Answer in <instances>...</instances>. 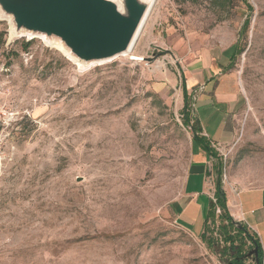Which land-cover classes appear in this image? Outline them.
Masks as SVG:
<instances>
[{
	"label": "rangeland",
	"instance_id": "374dc122",
	"mask_svg": "<svg viewBox=\"0 0 264 264\" xmlns=\"http://www.w3.org/2000/svg\"><path fill=\"white\" fill-rule=\"evenodd\" d=\"M148 1L131 53L85 69L0 13V264H228L218 221L209 247L169 206L207 83L191 75L238 84L222 189L264 187V0Z\"/></svg>",
	"mask_w": 264,
	"mask_h": 264
},
{
	"label": "crops",
	"instance_id": "0c3cea01",
	"mask_svg": "<svg viewBox=\"0 0 264 264\" xmlns=\"http://www.w3.org/2000/svg\"><path fill=\"white\" fill-rule=\"evenodd\" d=\"M211 76L191 75L190 89L206 81L197 103L201 112L196 113L201 135L217 152L218 147L233 142L237 134V115L240 107L238 84L233 74L217 81ZM217 82V84H215ZM196 107V106H195ZM195 145V144H194ZM215 160L195 145L186 172L182 192L169 206L174 222L194 236L202 234L209 206L214 194L213 165ZM227 209L234 221L244 225L257 239L264 264V187L235 188L226 185Z\"/></svg>",
	"mask_w": 264,
	"mask_h": 264
},
{
	"label": "water",
	"instance_id": "95a60500",
	"mask_svg": "<svg viewBox=\"0 0 264 264\" xmlns=\"http://www.w3.org/2000/svg\"><path fill=\"white\" fill-rule=\"evenodd\" d=\"M149 6L148 0H0L14 33L57 40L83 69L128 51Z\"/></svg>",
	"mask_w": 264,
	"mask_h": 264
},
{
	"label": "trees",
	"instance_id": "16d2710c",
	"mask_svg": "<svg viewBox=\"0 0 264 264\" xmlns=\"http://www.w3.org/2000/svg\"><path fill=\"white\" fill-rule=\"evenodd\" d=\"M248 11H252V7L246 0H241ZM249 28V19H246L243 23L242 30L246 31ZM3 42V34L0 33V43ZM235 54H239L237 49H234L233 57ZM184 96V108L182 113L187 110V92L185 85H183ZM183 118V124L189 126L191 123L190 115H185ZM192 142L199 147L209 157L214 159L217 163L213 165L214 173V194L208 212L206 214L204 229L200 238L204 240L209 247H213L217 244V241L213 238H206L210 225H214L218 221L217 232L220 242L228 246V251L231 253L228 264H249L246 259L250 256L254 264H260L261 250L257 239L248 231V229L233 220L231 217L227 205L226 195L222 189L221 172L222 165L218 163L217 152L212 148L209 142L201 135L199 124L196 120L191 123ZM213 231V230H212Z\"/></svg>",
	"mask_w": 264,
	"mask_h": 264
},
{
	"label": "bare ground",
	"instance_id": "6f19581e",
	"mask_svg": "<svg viewBox=\"0 0 264 264\" xmlns=\"http://www.w3.org/2000/svg\"><path fill=\"white\" fill-rule=\"evenodd\" d=\"M117 6H118V10H119V12H120L121 14H125V10H124L122 4L118 3ZM0 13H2L1 9H0ZM147 14H148V11H147V13L145 14V16L143 17V19L139 22V27H138V29H137L135 35H134V38H133V40H132V43H131L130 47L128 48V51L122 53L121 55L115 57L114 59H116V58H118V57H121V56H127V55H129V54L131 53V51H132V47H133L134 42H135V40H136V38H137V36H138V34H139V31H140L141 27L143 26L144 22L146 21ZM12 30H13V29H12ZM12 30L10 31V35H11L13 38H19V37H32V36H33V34L28 33V32L21 31V32H19V33H14ZM40 37H41L42 39L45 38V37L42 36V35H41ZM48 42H51V41L49 40ZM55 44H56V43H55ZM56 46H57L59 49L62 48L60 44H56ZM68 56H69V55H68ZM69 58H71L72 60H74V58L71 57V56H69ZM112 60H113V59H112ZM74 61H75V60H74ZM109 61H111V60H109ZM109 61H103V62H92L91 64L87 65L86 68H88V67H90V66H94V65H101V64H104V63L109 62ZM75 62H76V61H75ZM80 66H81V65H80Z\"/></svg>",
	"mask_w": 264,
	"mask_h": 264
}]
</instances>
